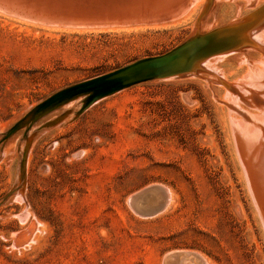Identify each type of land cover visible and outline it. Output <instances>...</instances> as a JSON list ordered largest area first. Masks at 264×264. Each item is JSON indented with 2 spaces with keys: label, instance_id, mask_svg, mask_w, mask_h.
<instances>
[{
  "label": "rangeland",
  "instance_id": "obj_1",
  "mask_svg": "<svg viewBox=\"0 0 264 264\" xmlns=\"http://www.w3.org/2000/svg\"><path fill=\"white\" fill-rule=\"evenodd\" d=\"M168 2L0 0V264H162L173 251L201 264H264V231L219 82L245 71L230 44L196 55L190 73L123 89L75 117L77 97L3 140L63 90L255 10L204 0L161 12ZM261 159L249 170L263 172ZM150 185L171 191V203L143 219L127 199Z\"/></svg>",
  "mask_w": 264,
  "mask_h": 264
},
{
  "label": "water",
  "instance_id": "obj_2",
  "mask_svg": "<svg viewBox=\"0 0 264 264\" xmlns=\"http://www.w3.org/2000/svg\"><path fill=\"white\" fill-rule=\"evenodd\" d=\"M263 6L264 4L260 8L256 9L254 13L246 16L243 20H241V23H238L236 25H227L221 28H217L213 31H207L203 33L199 31V33L192 34L180 46L164 55L139 60L127 67H124L112 73L82 82L66 90H63L62 92L56 94L55 96L41 104L35 110V112H32L30 114V117L27 119V121H21L20 123L15 125L10 131L7 132L3 140H7L22 126L30 121H34L43 113L51 110L52 108L61 106L77 97L84 96V99L82 101V107L76 113L75 117L98 100L110 96L123 89L152 80L171 78L185 73H190L191 68H188V64L190 62L194 63L196 55L203 53L211 46H216L224 50V47H226L227 44H230V41H233V38H231L232 36L229 35H234V40H238L235 37L234 33H228L231 32L233 28L241 25L245 26L246 24H252V27L257 25L258 22L254 23V18L252 16H256V14L263 9ZM206 12L207 10L205 11V13ZM205 13L203 14V18L205 16ZM260 20H264V12L261 15L259 21ZM240 41L241 42L239 43V45L246 47L248 46L247 43H249L248 41H250V39L241 37ZM218 44L219 46H217ZM56 123L52 122L51 125H54ZM238 161L240 163V159H238ZM240 165L244 172L252 203L264 231V195L258 194L257 188L250 181L251 177L248 176V174L246 176V172L244 171L241 163ZM247 177L249 180L247 179ZM166 195L167 192L164 191V188L161 185H150L129 196V198L127 199V205L138 217L143 219L153 218L158 216L165 210L167 206ZM186 257L191 259L182 261ZM194 259L196 262L193 261ZM199 259V256L192 252L173 251L167 253L163 257L162 264H197Z\"/></svg>",
  "mask_w": 264,
  "mask_h": 264
},
{
  "label": "bare ground",
  "instance_id": "obj_3",
  "mask_svg": "<svg viewBox=\"0 0 264 264\" xmlns=\"http://www.w3.org/2000/svg\"><path fill=\"white\" fill-rule=\"evenodd\" d=\"M171 1L172 2H168L166 4H163L164 8L161 7V9H160L161 12L165 11V10L168 11V10H170L169 8H172V9L177 8L178 3L181 4L180 6H184L183 8H188L189 7L188 5H190V4L192 5L193 2L194 3L198 2V5H199V3L204 2V0H171ZM241 1L244 2L245 5L252 7L251 9H253V10L260 8L261 4L262 5L264 4V0H241ZM7 3H8V1H7ZM17 3H16V5H17ZM13 4L15 6V3H13ZM30 6H32V5H30ZM10 8H11V6H10ZM21 8L26 9L24 6ZM191 8H192V6H191ZM44 9H46V8H44ZM6 10H9V9H5L4 11L6 12ZM54 10L59 11L57 9H54ZM25 11H29V9L24 10V12ZM254 11L251 13H254ZM10 12H14V9ZM20 12H21V10L20 11L18 10L17 13H20ZM31 12H30V14H32ZM263 12H264V6H263V9L258 12L259 14L257 13L256 16L255 15L252 16L254 18L253 22L254 23L258 22L257 25H255L254 27H252V24H246L245 26L241 25V26H238L236 28H233L231 32H228L231 34L234 33L235 37L238 39L235 41L234 35H229V36H232L231 38H233V41H230L231 43H230V46L228 49H229V51L231 50V51H236L238 53H241L240 54L242 57L241 60H242L243 66L245 67V69H244L245 71H244V74L241 77H239L238 80L234 81L233 83L226 80V79L225 80L219 79V82L222 83L223 87L225 88L228 103L225 100L224 101L228 104V107L230 108V111L232 112L231 114H232L233 118H231V119L234 122L233 123L231 121L230 122H231V124H233L232 127L234 128V133H235L234 141H235V147H236L238 157L240 159V162L242 163L244 171L246 172V176L248 174V176L251 177L250 181L257 188L258 194H262V195H264V167H263V172L261 171L259 173L257 171L255 172L254 170H249L248 165L257 164L258 160H262L261 156L264 154V20L259 21ZM27 13H29V12H27ZM37 13H40V12H37ZM25 14H26V12H25ZM53 14H55V13H53ZM62 14H64V13H62ZM22 15H23V13H22ZM34 15H36V14H34ZM64 15H66V14H64ZM249 15H247V16H249ZM28 16H31V15H28ZM54 16L56 18L57 15H54ZM58 16H60V15H58ZM116 17H117V15H116ZM238 23H241V21L239 22L236 20L235 23H233L231 25H236ZM241 37H246V38L250 39V41H248L249 43H247L248 46L244 47L242 45H239V43L241 42L240 41ZM207 50L208 49H206L204 52H206ZM246 51L252 53V55L255 54L254 52H258L257 54H259L260 58L257 60H252V58L248 59L245 56ZM204 52L200 53L199 55L202 56L204 54ZM217 59H218V57H217ZM214 61H216V60H214ZM190 64H192V63L190 62L188 64V66ZM209 64H210V62H208V65ZM213 71H215V70H213ZM216 81L218 82V80H216ZM223 99H226V98H223ZM229 118H230V116H229ZM236 118L239 119V122H236L237 121ZM231 119H229V120H231ZM263 163H264V160H263ZM247 179H248V177H247ZM166 192H167V195H166V197H167L166 208H167L168 205L171 203L172 197L170 198V192L171 191L169 192L167 189ZM189 259H191V258L186 257L182 261L189 260ZM197 264H201V261L199 260Z\"/></svg>",
  "mask_w": 264,
  "mask_h": 264
}]
</instances>
